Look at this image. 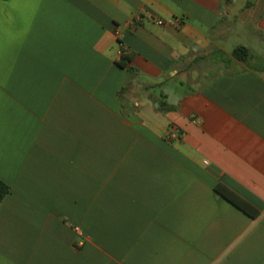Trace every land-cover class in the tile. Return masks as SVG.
Returning <instances> with one entry per match:
<instances>
[{"label":"crops","instance_id":"0c3cea01","mask_svg":"<svg viewBox=\"0 0 264 264\" xmlns=\"http://www.w3.org/2000/svg\"><path fill=\"white\" fill-rule=\"evenodd\" d=\"M0 180V264H264V0H0Z\"/></svg>","mask_w":264,"mask_h":264},{"label":"trees","instance_id":"16d2710c","mask_svg":"<svg viewBox=\"0 0 264 264\" xmlns=\"http://www.w3.org/2000/svg\"><path fill=\"white\" fill-rule=\"evenodd\" d=\"M232 53H233L234 58H236L237 60L241 62H246L247 59L250 57L249 50L243 46L236 47ZM215 190L218 194H220L222 197L227 199L230 203L235 205L237 208L241 209L242 211L246 213H249V210H247V208L241 205V203H239L236 199H234L228 192L221 189V187H216ZM9 191H10L9 186H7L5 183H3L0 180V202L6 197Z\"/></svg>","mask_w":264,"mask_h":264},{"label":"built area","instance_id":"2783aa9c","mask_svg":"<svg viewBox=\"0 0 264 264\" xmlns=\"http://www.w3.org/2000/svg\"><path fill=\"white\" fill-rule=\"evenodd\" d=\"M175 22H176V24L180 25L181 20L180 19H176ZM156 24L162 25L163 24V21L157 20L156 21ZM118 48H119L118 49L119 58L121 60H124V58L128 54V48L121 41L118 42ZM168 138L169 139H175L176 138V132H174V131L168 132Z\"/></svg>","mask_w":264,"mask_h":264}]
</instances>
